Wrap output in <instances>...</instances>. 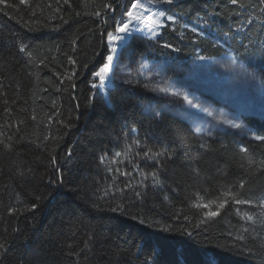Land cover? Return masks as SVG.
<instances>
[{"label":"trees","instance_id":"trees-1","mask_svg":"<svg viewBox=\"0 0 264 264\" xmlns=\"http://www.w3.org/2000/svg\"><path fill=\"white\" fill-rule=\"evenodd\" d=\"M126 3L0 0V264H264V142L222 128L196 134L143 86L151 69L168 78L197 63L208 79L206 65L228 58L264 73V3L164 5L174 20L161 18L155 35L151 17L139 26L140 44L125 47L131 82L98 105L101 36ZM245 120L264 135V117ZM147 150L167 154L149 163ZM154 171L160 184L149 175L139 187ZM230 187L254 205L230 202L216 217L195 206L215 200V211Z\"/></svg>","mask_w":264,"mask_h":264},{"label":"rangeland","instance_id":"rangeland-1","mask_svg":"<svg viewBox=\"0 0 264 264\" xmlns=\"http://www.w3.org/2000/svg\"><path fill=\"white\" fill-rule=\"evenodd\" d=\"M139 41L140 39L134 33L131 39L125 38L123 43L117 42L112 45L117 49L113 55L118 61V67L114 78L107 79L105 85L101 86L98 80L94 100L98 105H108L105 100L110 99V91L114 86L128 85L127 83L131 82L133 76L129 75V69L125 66V61L128 60L125 59L127 49L125 47L128 43L139 45ZM233 62L231 58L210 62V66L206 65V72H209L208 79L203 69L198 68V63L191 67L183 66L178 72L170 74L168 78L164 74L161 75L159 70L151 69L143 75V86L145 85L146 93L151 94L158 101L160 110L169 111L171 108L170 111L185 121L194 132L197 127L202 129L199 133L195 132L196 134L212 136L222 128L240 136L252 137L251 128L245 119L254 116L264 117V73L261 70L245 68L240 63L234 64ZM228 65H232L231 70H226ZM198 69H200L199 72ZM130 72L133 73L131 70ZM196 73L199 77L195 76ZM157 86L165 91L163 93L154 91L153 89ZM185 96L188 100H184ZM110 101L112 105L115 100L110 99ZM189 101L198 105V108H189ZM203 109L212 112L213 116L223 114L224 117L234 119L244 127L232 129L226 125H216L215 121L210 123ZM151 112L157 113L155 110Z\"/></svg>","mask_w":264,"mask_h":264},{"label":"snow or ice","instance_id":"snow-or-ice-1","mask_svg":"<svg viewBox=\"0 0 264 264\" xmlns=\"http://www.w3.org/2000/svg\"><path fill=\"white\" fill-rule=\"evenodd\" d=\"M67 3V0H65ZM231 4L236 5L238 0H230ZM21 3H25V0H21ZM174 3V0H144V2H141V0H128V4L126 6V10L121 15V19L117 21L114 25V31H107L105 30L104 33H102L101 39L102 42H104V51L107 53L103 57V62L99 66L98 70L94 71L93 76L98 78L100 85H105V82L109 78H114L115 72L118 67V61L114 59L113 53L117 52V49L115 47H112L113 44L120 42L123 43L125 38L131 39L134 35V33H141L144 31L143 28L139 27L142 23L148 21L151 17V25L145 24V27L148 29L151 35L156 34V28L163 27L164 25L160 23L161 18H165L166 20H174L172 16H165V13L167 12V8L163 7L164 5H172ZM262 3H264V0H262ZM156 7L157 11L155 13L152 12V7ZM110 7V6H108ZM195 31V29H193ZM119 34V35H117ZM106 37V40H105ZM165 47H170V45H165ZM25 46L20 47V51H24ZM71 59V58H70ZM200 60L209 59L208 57L200 56ZM235 63V61L233 62ZM232 65H228L226 70H231ZM131 75V74H129ZM92 88H97V84L94 82L91 84ZM154 91H159L163 93L165 89L160 88L159 86L155 87L153 89ZM184 100H188V97L185 96ZM106 104L109 106L111 105L110 99L106 98L105 100ZM189 108H198V105L192 104L191 101L188 102ZM203 111L206 113L207 117L209 118V122L212 123L215 121L216 125H226L231 127L232 129H241L244 127L240 123L235 122L234 119H228L223 116V114H220L219 116H213L212 112H209L207 109H203ZM132 131H135L133 129ZM202 129L197 127L195 129V132L199 133ZM252 138L256 141H262L264 142V135H259L253 132ZM139 140H137V146H139ZM5 147H8L7 145ZM201 147H205V145H201ZM151 150H147L144 152V157L149 163H155L159 164L160 160L159 157L165 156L167 154V150L164 152H156L152 157L149 156ZM239 152L240 153H248L249 149L244 146H239ZM120 153H116V156H120ZM139 155V154H138ZM171 159V156L168 157ZM53 163H55V157L52 158ZM248 163L252 164L253 160L251 157L248 159ZM261 164L264 165V160L261 161ZM117 171H119L117 169ZM124 175H128L127 173H124ZM149 175L152 177L153 180V186H157L160 184V180L158 178L157 172H151L144 175L143 180L140 182L139 187H147V185L144 184V181H146L149 177ZM239 189L244 188V181L241 180L239 185ZM136 196H141V193L139 191L135 192ZM240 193L238 191H233V189L230 187L223 193H221L217 200H219L218 206L216 207V210L213 211L211 208V205L216 203L215 200L209 201L208 203L203 204H196V207H202L204 209H207L206 216L207 217H216L220 214V210L225 208L226 205H228L230 202L234 203L236 205H249L253 206L254 201L250 199H240L238 198ZM230 198V199H229ZM202 199V198H201ZM259 206L261 208H264V198H261L259 201ZM32 209H35L36 205L33 204ZM120 210V205H117L116 207L112 208L111 211L116 212ZM236 213L241 216L242 219L246 221H251L253 224L257 223L256 220H254L252 215H249L245 212H242L240 208H236ZM261 225H264V221H259ZM167 231L168 229H164ZM244 232H248V228L243 229ZM237 239L243 240V236L237 237ZM0 248H4L3 244H0Z\"/></svg>","mask_w":264,"mask_h":264}]
</instances>
